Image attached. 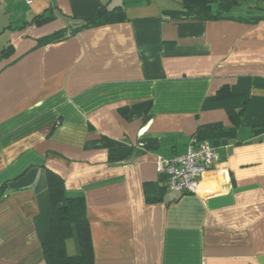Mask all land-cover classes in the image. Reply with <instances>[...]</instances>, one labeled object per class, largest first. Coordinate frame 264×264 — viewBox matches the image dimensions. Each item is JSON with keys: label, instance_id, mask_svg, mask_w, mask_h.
<instances>
[{"label": "crops", "instance_id": "1", "mask_svg": "<svg viewBox=\"0 0 264 264\" xmlns=\"http://www.w3.org/2000/svg\"><path fill=\"white\" fill-rule=\"evenodd\" d=\"M211 12L0 0V264H47L51 170L85 197L94 264H264V0ZM194 139L218 158L198 192L171 190L157 160Z\"/></svg>", "mask_w": 264, "mask_h": 264}, {"label": "trees", "instance_id": "2", "mask_svg": "<svg viewBox=\"0 0 264 264\" xmlns=\"http://www.w3.org/2000/svg\"><path fill=\"white\" fill-rule=\"evenodd\" d=\"M212 0H183L184 4L198 18L206 19L212 16ZM222 7V6H221ZM219 16V14H217ZM126 18L122 6L112 9L103 8L82 24L73 29V32L93 24L123 20ZM64 36L63 31L46 36L42 41H51ZM49 190L52 202V214L49 231L43 243L47 264H94V248L92 243L90 221L86 213L85 197L82 194L70 193L63 178L53 170L49 171ZM147 199L154 201L149 186L146 187ZM4 196V187L0 189V200ZM76 235L80 243V253L70 254L67 241Z\"/></svg>", "mask_w": 264, "mask_h": 264}, {"label": "built area", "instance_id": "3", "mask_svg": "<svg viewBox=\"0 0 264 264\" xmlns=\"http://www.w3.org/2000/svg\"><path fill=\"white\" fill-rule=\"evenodd\" d=\"M32 4L34 0H21ZM218 158L215 146L205 140H192L185 152L167 158L160 156L157 170L166 178V186L180 193H196L203 175Z\"/></svg>", "mask_w": 264, "mask_h": 264}]
</instances>
